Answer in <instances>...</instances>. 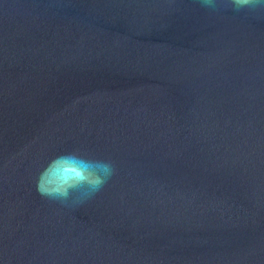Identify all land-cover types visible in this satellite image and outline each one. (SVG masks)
Instances as JSON below:
<instances>
[{
    "label": "water",
    "instance_id": "1",
    "mask_svg": "<svg viewBox=\"0 0 264 264\" xmlns=\"http://www.w3.org/2000/svg\"><path fill=\"white\" fill-rule=\"evenodd\" d=\"M69 152L115 168L75 209ZM0 264H264V17L0 0Z\"/></svg>",
    "mask_w": 264,
    "mask_h": 264
},
{
    "label": "clouds",
    "instance_id": "2",
    "mask_svg": "<svg viewBox=\"0 0 264 264\" xmlns=\"http://www.w3.org/2000/svg\"><path fill=\"white\" fill-rule=\"evenodd\" d=\"M210 15L231 12L234 17H264V0H197ZM112 162L88 158L76 152L57 155L43 167L36 180V190L44 198L68 209L90 200L111 179Z\"/></svg>",
    "mask_w": 264,
    "mask_h": 264
}]
</instances>
